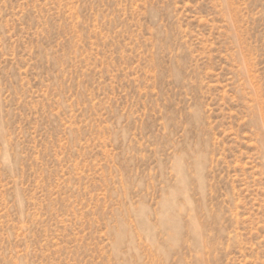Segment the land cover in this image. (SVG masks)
<instances>
[{
    "label": "rangeland",
    "instance_id": "rangeland-1",
    "mask_svg": "<svg viewBox=\"0 0 264 264\" xmlns=\"http://www.w3.org/2000/svg\"><path fill=\"white\" fill-rule=\"evenodd\" d=\"M0 264H264V0H0Z\"/></svg>",
    "mask_w": 264,
    "mask_h": 264
}]
</instances>
